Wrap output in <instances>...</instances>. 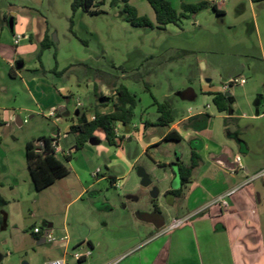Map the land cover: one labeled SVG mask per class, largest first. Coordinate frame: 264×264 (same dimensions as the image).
Returning a JSON list of instances; mask_svg holds the SVG:
<instances>
[{
    "label": "rangeland",
    "instance_id": "rangeland-1",
    "mask_svg": "<svg viewBox=\"0 0 264 264\" xmlns=\"http://www.w3.org/2000/svg\"><path fill=\"white\" fill-rule=\"evenodd\" d=\"M101 1H96V9L102 10L103 13L91 15L81 10L74 13L72 0H0V8L8 15L11 7L12 10L32 9L43 15L49 24L48 34L55 42L53 48L42 52L43 67L48 71L56 68L57 72L70 67L63 76L49 73V78L57 88L67 87L73 92L68 104L65 102L68 111L61 122L56 121V116H49L48 109L35 114L33 118L30 113H19L23 106H36L32 104L28 94L22 91L21 82L10 79L8 65L0 61V103L9 109L6 114L8 122L0 127V199L12 202L14 199L19 200L11 206H4L0 202V217L3 220L0 225V255L3 259L0 264H44L47 261L46 254L51 252L53 243L48 241L44 245L38 244V240L32 236L33 229H42L44 235L46 223L53 222L57 227H61L67 210L70 221H74L75 214L80 211L81 201L68 208L70 201L82 190L75 174L57 180L54 185L42 191H37L35 187L33 189L26 146L29 141L55 134L59 128L62 148L68 151L75 145L74 135L64 133V129L73 124V118L76 121L78 101L90 115L97 105L93 93L95 84L106 97L114 96V88L97 79L93 73L94 69H101L113 76L120 75L121 82L138 96L134 123L140 126L142 120H152L157 114L153 97L160 102L172 99L176 106L184 109L188 106L206 107L207 98L203 92L205 79L212 80V87L215 89L223 90V86L228 85V89L223 91L231 93V103L236 116H251L255 114L257 107L264 111V60L261 58V51L264 53V0L257 3H252L251 0H230L222 6L218 0H213V4H217V9L223 10L224 15H218L210 7L208 11L195 16L196 19H184L182 24L186 32L183 34L177 33L179 29L175 25H168L164 30L135 28L124 20L122 5L111 7L109 0L105 3ZM135 3L142 15L156 22L153 12L150 17L142 7V4H145L151 8L147 0H135ZM197 18L202 28L194 25ZM72 19L73 32L70 29ZM40 44L36 53L28 55L24 61L27 66L38 62V69L41 70L38 60ZM180 46L188 49L194 46L199 51L193 56L182 57L181 53L175 54ZM170 48L175 49L172 51ZM173 55L177 58L171 60ZM119 66L126 68V77L139 71L144 74V80L135 82L125 79L123 71L117 70ZM32 71L33 69H28L24 73L29 74ZM234 80L238 81L231 83ZM145 83H148L149 87H146ZM188 89L195 91L196 101H182L177 97L179 92ZM259 101L261 104H258ZM209 104L215 107L211 99ZM14 113L22 122H28L17 124L11 119ZM160 128L162 130L164 127ZM135 131L132 130L134 133ZM134 138L137 137H132L124 143V147L131 149L133 153H141V146ZM101 144L112 151L116 150V146L107 145L104 140ZM174 149L173 142L164 144L160 151L152 149L151 155L165 157ZM95 150L94 146L86 143L80 150L75 151L70 161L67 162L61 155H58V158L69 169L72 162L78 169L89 168L95 172L100 169L105 173V165L111 154H101ZM89 156L92 162L85 163L88 162L86 158ZM146 159L149 160L148 154L144 160L138 162V167L145 169ZM154 187H143L142 190L152 191ZM252 187L261 190L262 202L245 203L241 215L243 225L237 226H242L245 232L237 237L239 240L244 239L247 245L252 244L256 248L260 246V250H264V176L244 186L245 191ZM101 188L103 198L119 199L117 189L112 188L109 181L101 184ZM26 190H32L33 196H28ZM227 201L230 203V198H227ZM217 207L220 208L219 205ZM229 207L224 210L228 212ZM74 250L75 248L72 252ZM69 264H77L71 255Z\"/></svg>",
    "mask_w": 264,
    "mask_h": 264
},
{
    "label": "crops",
    "instance_id": "crops-1",
    "mask_svg": "<svg viewBox=\"0 0 264 264\" xmlns=\"http://www.w3.org/2000/svg\"><path fill=\"white\" fill-rule=\"evenodd\" d=\"M169 1L176 9L181 8L183 3H213V0ZM130 2L142 15L135 0ZM142 7L148 16L152 12L155 15L151 6L149 8L142 4ZM3 10L0 8V61L8 65L10 79L21 82L22 91L28 94L32 104L36 106H23L19 113H30L33 118L45 109L49 110V116L55 110L56 121L61 122L68 111L65 102L68 104L70 101L72 90L67 87L57 88L49 78V73L43 74V71L38 69V62L27 66L24 61L28 55L36 53L48 31L50 33L49 24L36 10H12L11 7V17ZM220 11L224 13L223 10ZM195 21L194 25L202 28L198 18ZM178 29V34L186 32L183 24ZM19 34L25 37L19 45H15V36ZM174 49L170 48L172 51ZM198 51L194 46L189 49L180 46L175 54L181 53L182 57H188ZM261 52V58L264 60V53ZM18 64H23V67L17 68ZM28 69L33 71L25 74L24 71ZM225 85L224 91L227 90L224 89ZM223 90L213 88L212 80L205 79L203 92L207 98L206 107L188 106L184 109L176 106L171 99L175 121L162 130L154 125L159 117L158 112L154 119L142 120V126L134 124L135 133L125 132L123 126H120L122 134H130L131 138H125L116 146L115 151L102 146L103 140L107 144L104 134L95 133L94 140L88 143L94 146L98 153L111 154L105 165L107 172L94 176L95 171L89 168L78 169L70 162V174H75L79 179L82 190L70 201L68 208L78 201L82 204L79 213L74 216V221H70L67 210L61 227L48 222L47 229L58 241L51 245V252L46 254L47 261L69 259L73 248L89 245L93 253L84 264H108L116 260H119L116 264H264V250H260V246L256 248L252 244L247 245L244 239L239 240L237 237L245 232L242 226L237 227L238 224L243 225L241 215L245 203L262 202L260 189L252 187L245 191L244 186L252 176L264 170V111L257 107L255 114L251 116H236L229 92L230 110L219 112L215 104V107L209 104V100L213 101V94L224 92ZM177 97L188 102L197 100L193 89L179 92ZM258 104H261V101ZM76 107L77 110L80 108L78 104ZM103 111L112 112L113 105H108ZM8 112L9 109L0 103V117L6 123ZM11 119L23 125L16 113L12 114ZM72 120L73 123L76 122L75 118ZM70 128L71 124L64 129V133L68 134ZM171 131L176 132L182 140L173 142L175 149L169 151L165 157L152 156V149L160 151L164 144L172 143L165 141ZM60 132V128L54 132L58 134L59 139ZM55 134L48 137L55 138ZM132 137H137L134 140L141 146V153H133L131 149L124 147V143ZM73 148L74 145L68 151ZM193 151L198 153L201 162L193 172L191 183L186 186L180 197L167 195L169 191L181 188L177 164L190 165ZM75 153L73 151L70 159ZM147 154L149 160L144 162L145 170L150 175L152 186L159 190L157 199L151 197V190H142L141 178L137 174L138 162L144 160ZM237 156L241 158L240 163L236 161ZM86 161L88 162L85 163L92 162L91 156L87 157ZM229 162L236 164L234 170L224 165ZM105 181H109L110 186L117 189L119 199L102 197L101 184ZM241 186L243 187L240 189ZM234 189L237 191L228 197V212L224 208H218V205H213L193 215L217 197ZM26 191L28 196H33L32 190ZM152 199L156 201L152 202ZM13 201L19 202L16 199ZM0 202L4 206L14 203L2 198ZM191 215L193 216L183 226L168 231V224L173 219ZM65 236L68 240L61 241ZM39 238L38 244H47L48 241H43V236ZM2 259L0 255V262Z\"/></svg>",
    "mask_w": 264,
    "mask_h": 264
},
{
    "label": "trees",
    "instance_id": "trees-1",
    "mask_svg": "<svg viewBox=\"0 0 264 264\" xmlns=\"http://www.w3.org/2000/svg\"><path fill=\"white\" fill-rule=\"evenodd\" d=\"M97 0H72V10L74 13L79 10L84 11L91 15H99L103 13L102 10L96 9ZM152 9L155 12V21L153 22L149 17L140 15L138 9L131 4L130 0H109L111 7H117L122 5V16L126 22L131 26L140 29H160L164 30L168 25H175L177 27H182L184 19H190L197 16L202 11L209 9L210 7L218 15H224L223 12L217 9V7L209 2L202 1L195 4L181 5L180 10L176 9L172 2L169 0H147ZM253 3L261 2L263 0H251ZM105 3L106 0H102ZM71 32H73V19L71 20ZM86 44V42L82 41ZM55 46V42L50 38L47 33L44 40L40 44V53L38 54V60L40 63V68L43 74L54 73L59 76L64 75L70 67L64 69L61 72H57L56 68L51 71H46L43 67L41 56L42 52L51 49ZM56 58V53H55ZM172 57L170 58L175 59ZM88 67L86 64H81ZM113 67H116L113 65ZM123 71V77L125 79H130L135 82H142L145 78L144 74L139 71L130 74L126 77L127 70L124 66L117 67V70ZM93 73L96 78L102 81L106 85H111L114 88V96L107 97V102H100V98L105 97V95L100 91L97 84L94 85V96L96 97L97 105L90 115L86 113L84 107L83 112L76 117V122L71 125L70 132L75 137V145L73 150H80L86 143L95 138V133L102 132L105 135V140L110 146H119L124 138L117 139L115 134V128L118 123L124 128L125 132L132 131L134 129V117L135 109L138 105V96L132 93L129 88L121 82L122 77L120 75H110L109 73L101 70L94 69ZM146 87H149L148 83H145ZM213 102L217 106L219 112H227L230 110V97L224 92H216L213 94ZM153 105L157 108L159 114L158 120L154 123L157 127H169L175 121L173 106L170 101L160 102L154 98ZM113 105V111L106 113L103 111L108 105ZM6 122L0 117V127L5 125ZM147 125V123H146ZM53 138L45 136L41 139L35 141H29L26 146V156L28 162L29 172L37 191H42L48 187H51L56 183L57 180L63 179L70 174L68 166L57 157L54 149L52 148ZM182 138L176 134V132L171 131L165 141L168 142H179ZM40 141L45 143V147L41 149L38 145ZM70 157L66 158V161H70ZM201 158L196 151L192 152V161L190 165H185L183 163H178V175L181 179V188L178 190H172L167 193V195L172 194L176 197H180L184 193V189L188 184L191 183L192 175L194 170L200 165ZM157 199V198H156ZM156 199H152L153 202ZM3 220L0 217V225ZM46 223L45 226H47ZM35 239H40L42 235L32 233Z\"/></svg>",
    "mask_w": 264,
    "mask_h": 264
},
{
    "label": "built area",
    "instance_id": "built-area-1",
    "mask_svg": "<svg viewBox=\"0 0 264 264\" xmlns=\"http://www.w3.org/2000/svg\"><path fill=\"white\" fill-rule=\"evenodd\" d=\"M219 1V5H224L225 3L229 2L230 0H218ZM216 7L218 6L217 4H214ZM25 36L23 35H16L15 36V45H19L21 40L24 38ZM238 80H234V81H231V83H235L237 82ZM224 89H228V85H225ZM78 106L81 107V103L78 102ZM50 116H55V110H53L50 114ZM28 120H25L23 123H27ZM121 123H118L116 128H115V134L117 136V139H120V138H131V135L130 134H122V131H121ZM39 147L41 149H43L45 147V143L43 141H40L38 143ZM52 148L54 149L56 155H61L63 156L64 158H68L72 155L73 153V149H70V151H66L62 148L61 146V143H60V139L58 137H55L53 138L52 140ZM236 161L238 163H240L241 161V158L239 156L236 157ZM101 173V170L98 169L94 176H99V174ZM261 176H264V170L259 172L258 174H256L255 176H252L246 183H250L252 182L253 180H255L256 178H259ZM242 187V186H241ZM240 187V188H241ZM239 189V188H238ZM237 191V189H234L226 194H223L219 197H217L215 200H213L211 203H209L205 208L197 211L196 213H194L193 215H196L202 211H205L207 210L210 206H213V205H219L221 208H226L229 206V203L227 201V198L229 196H231L232 194H234L235 192ZM193 215L191 216H188V217H185V218H180V219H173L169 224H168V231L169 230H174V229H177L181 226H183ZM47 231V227L45 229V232ZM44 232V234H45ZM32 233L34 234H39V235H42L43 234V231L42 229L38 228V227H35L32 231ZM44 236V235H42ZM46 240L51 242V243H55L57 242L58 240L53 236V234L51 232H49L46 236ZM63 240H68V237L65 236L64 238L61 239V241ZM92 253H93V250L92 248L88 245V246H77L75 247V250L74 252H71V257L73 258V260L77 263V264H84V262H86L91 256H92ZM119 260H116V261H113V262H110L108 264H116ZM44 264H69V259H65V258H62V259H53V260H48L46 261Z\"/></svg>",
    "mask_w": 264,
    "mask_h": 264
},
{
    "label": "water",
    "instance_id": "water-1",
    "mask_svg": "<svg viewBox=\"0 0 264 264\" xmlns=\"http://www.w3.org/2000/svg\"><path fill=\"white\" fill-rule=\"evenodd\" d=\"M23 67V64H18L17 65V68L21 69ZM227 96L230 95L229 92L226 93ZM108 101V98L105 96V97H102L100 98V102L103 103V102H107ZM83 112V109L82 108H79L76 112V116H79L81 113ZM94 139H92L93 141ZM224 163V162H222ZM227 168H229L230 170H234L235 167H236V164L234 163H231L229 162V164H224ZM137 174L138 176L141 178V185L145 188H148V187H151L152 186V180L150 178V175L148 174V172L142 168V167H139L137 169ZM151 197L152 198H157L158 195H159V190L157 187H154L150 193ZM49 233V230L47 229V231L45 232L44 236H43V241H46V236L47 234ZM23 264H29L28 262H24Z\"/></svg>",
    "mask_w": 264,
    "mask_h": 264
}]
</instances>
